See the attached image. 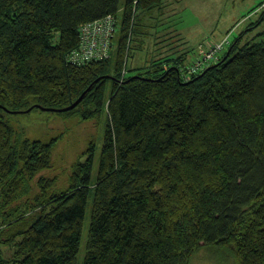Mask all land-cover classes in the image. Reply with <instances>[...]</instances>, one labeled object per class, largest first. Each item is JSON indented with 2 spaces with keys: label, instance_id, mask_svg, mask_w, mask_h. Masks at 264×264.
Returning <instances> with one entry per match:
<instances>
[{
  "label": "trees",
  "instance_id": "trees-1",
  "mask_svg": "<svg viewBox=\"0 0 264 264\" xmlns=\"http://www.w3.org/2000/svg\"><path fill=\"white\" fill-rule=\"evenodd\" d=\"M163 2L0 0V105L63 109L87 91L68 114L106 110L96 178L91 143L66 189L40 179L31 200L50 149L15 142L0 113V264H77L90 196L82 264H190L202 246L264 264V42L235 43L187 80L160 64L123 77L137 13ZM120 10L115 54L67 63L79 28Z\"/></svg>",
  "mask_w": 264,
  "mask_h": 264
},
{
  "label": "rangeland",
  "instance_id": "rangeland-1",
  "mask_svg": "<svg viewBox=\"0 0 264 264\" xmlns=\"http://www.w3.org/2000/svg\"><path fill=\"white\" fill-rule=\"evenodd\" d=\"M124 1L121 0V6ZM121 13L120 10L114 21L116 28L110 57L115 54ZM263 14L264 0H164L162 5L151 11L137 13L136 27L126 52L123 77L136 76L151 70V66L160 64L161 67H178L181 69V78L187 80L190 76L186 79L184 76L189 67L198 65L203 60H206L205 66L197 72L216 65L220 58L228 55L235 43L236 47L263 43L264 21L260 20ZM111 25L112 22H104L84 31V35L93 34L88 39L85 37V46L95 45L97 35L98 40L104 43L106 35L112 31ZM207 59L212 61L207 62ZM113 75L111 72V76ZM109 87L110 84H107V93ZM29 105L22 113L17 114L0 108L4 121L13 129L15 142L36 141L48 145L50 149L49 166L36 174L30 184L31 192L24 199L31 200L38 194L40 179L55 180L52 189L55 192L66 189L72 168L77 162L84 161L83 155L91 143H95L96 147L92 171L94 180L103 142L106 110L98 120H84L78 114H68L73 109L64 113L43 111L35 108L38 104L32 99L29 100ZM29 109L31 110L26 112ZM90 202L91 196L86 209L77 264H82L84 259ZM2 251L5 257L12 253V249L8 248H3ZM231 252L228 248L202 246L194 254L190 264H239Z\"/></svg>",
  "mask_w": 264,
  "mask_h": 264
},
{
  "label": "built area",
  "instance_id": "built-area-1",
  "mask_svg": "<svg viewBox=\"0 0 264 264\" xmlns=\"http://www.w3.org/2000/svg\"><path fill=\"white\" fill-rule=\"evenodd\" d=\"M115 18L116 17L108 16L103 20L81 26L79 28V44L76 49H74L68 54L67 59H66L67 63H70L71 65L76 66V67H80V66H86L90 63L101 62L106 59L108 60L110 58L111 42L115 34V28H116V25L114 24ZM104 22H110V23L112 22V25H111L112 31L106 35L104 43L101 40H98L99 36L97 35V38H95L96 44L93 46L86 47L84 40L87 35H84V31H87L90 28H95L97 25L104 23ZM91 36L93 37V34H89L87 36V39ZM89 41L90 40H88V42ZM208 61H212V60L207 59V62ZM215 62H217V60ZM215 62H212V63H215ZM205 63H206V60H203V62L199 63L198 65L189 67L185 71L184 78L186 79L191 75L197 74L198 73L197 71L200 68L204 67ZM211 64H207V65L209 66Z\"/></svg>",
  "mask_w": 264,
  "mask_h": 264
},
{
  "label": "water",
  "instance_id": "water-1",
  "mask_svg": "<svg viewBox=\"0 0 264 264\" xmlns=\"http://www.w3.org/2000/svg\"><path fill=\"white\" fill-rule=\"evenodd\" d=\"M106 78H109L110 77H106ZM87 91L83 92L80 97L73 103L71 104L70 106L66 107V108H63V109H52V108H43L39 105H36L35 108L37 109H41L43 111H54V112H59V113H64V112H68L72 109H74L81 101L82 99L84 98L85 94H86ZM0 108L3 109L4 111L8 112V113H11V114H17V113H22V112H12V111H9L8 109H6L5 107L1 106L0 105ZM31 109L27 110L26 112H29Z\"/></svg>",
  "mask_w": 264,
  "mask_h": 264
},
{
  "label": "crops",
  "instance_id": "crops-1",
  "mask_svg": "<svg viewBox=\"0 0 264 264\" xmlns=\"http://www.w3.org/2000/svg\"><path fill=\"white\" fill-rule=\"evenodd\" d=\"M262 33H264V31Z\"/></svg>",
  "mask_w": 264,
  "mask_h": 264
}]
</instances>
